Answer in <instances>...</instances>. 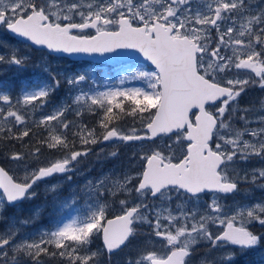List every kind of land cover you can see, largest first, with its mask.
Here are the masks:
<instances>
[{
  "label": "snow or ice",
  "instance_id": "6c2138e0",
  "mask_svg": "<svg viewBox=\"0 0 264 264\" xmlns=\"http://www.w3.org/2000/svg\"><path fill=\"white\" fill-rule=\"evenodd\" d=\"M199 3V0H197ZM193 0H96L95 3L86 5L81 0H0V26H4L14 37L26 38L35 45H44L48 49L64 53H95L111 52L114 49H138L158 69L154 72L138 71L132 75L154 80L151 83V91L132 89L130 91L108 90L89 93L79 90L75 96H71L74 105H82L90 100L91 105L104 111L101 126L106 130L102 137L104 141L118 137L123 141H140L146 138H155L160 134L172 133L176 136L175 144L188 141L182 158L173 162L174 154L165 155L159 148L150 150V154L140 157L146 161V168L138 173V176L124 173L122 178L110 179L108 175L99 178L95 184L91 181L86 185V194L89 196L87 211L84 217H76L70 223L58 224L55 231L41 233L39 242L31 241L32 234L28 238L17 237L19 231L6 230L0 234V260L4 264H19V255L23 254L33 259L35 264H40L41 253L55 256V252H48L45 244H52L61 257L68 256L70 264L79 261L80 264H89L98 256L97 252L80 254L90 243L94 233L102 234L105 250L112 254L121 246H127L130 237L137 233L132 227L134 221L149 223L154 229L155 237H161L165 241L166 251L157 255L149 252L135 261L129 260L128 264H191V256L195 246L204 241L211 244V250L216 248L239 247L241 252L259 248L264 235L254 234L245 226L246 222L257 221L264 225V204L237 205L234 215L221 219L222 206L214 198L209 205L213 216L199 215L195 212H186L177 206V215L171 210L157 208L155 213L143 202L144 198L151 195L159 198L164 203L172 199L173 191L193 195L211 190L214 193L230 194L238 189L237 180L229 177L228 172L234 163V158L239 154L241 161H247L252 155L264 157V128L239 131L230 126L232 114L237 111H251L240 109L238 98L250 83L247 79H229L227 87L216 81L218 74L226 71H236L237 76L241 70H250L264 89V8L253 7L250 0H205L203 8H192ZM214 5V6H213ZM193 11L195 15H192ZM205 14H201V12ZM79 17L80 22H74ZM237 35L233 37V27H227L224 34L219 36V44L215 49L208 51L206 30L210 27L219 29V23L237 25ZM115 30H110L112 28ZM94 29L95 35H85L84 31ZM227 37V40L225 39ZM245 39L247 43H245ZM221 45L233 49L231 56L220 55ZM261 51H256V46ZM209 56L205 60V56ZM243 55L246 58H240ZM26 57H21L18 50L11 49L8 56L0 54V64L7 63L23 67ZM48 71V69H45ZM51 75V73H49ZM90 79L86 74L68 76L66 81L74 88ZM60 81L52 76L51 82H37L29 90L25 88L23 103L31 104L35 100H44L59 87ZM6 86L0 85V101L11 105V99ZM122 97L133 105L130 113H125L122 102L117 103L116 98ZM142 97V98H141ZM221 101L215 108V114L206 109V105ZM17 103H20L18 100ZM228 121H225V113L229 110ZM119 113L135 116L139 113H149L146 121V129L150 137H142L135 134L121 135L116 128L109 129V124ZM196 108L199 114L192 112ZM67 106L57 108L51 115L46 116L41 123L48 124L51 121H59L60 128L67 130L68 123L63 122L64 112ZM155 110V111H152ZM256 111L264 112V99L260 101V108ZM79 114V113H77ZM191 114V118H190ZM11 117L17 123H24V118L17 112L0 108V120ZM240 119L247 121L244 116ZM258 123H264L261 116ZM175 130V131H174ZM5 129L0 126V134ZM11 132V129H7ZM228 133V138L221 135ZM248 134L255 139V143L242 140ZM27 130L16 138L28 136ZM220 143L213 149V136ZM91 137L92 133H88ZM82 142L89 141L81 137ZM96 143L95 139L91 140ZM47 146L53 149L66 151L61 159L51 162L48 166L39 167L31 172L25 168L22 182H16L4 168L0 167V216L5 205L14 206L15 202L35 196L30 191L33 186L44 178L54 174H64L71 171V163L77 162V158L86 156L87 152L71 151L69 141L62 135L51 134L46 141ZM224 146H230L231 151H225ZM170 150L172 145H166ZM36 149L31 155H37ZM115 156L116 153H111ZM10 159L22 161L24 154L13 153ZM264 178V170H256L252 173V182L256 178ZM138 183L133 185V181ZM242 179L247 180V175ZM59 185H52L48 190L57 191ZM115 197L117 193H123L130 197L119 201L121 215L114 219H106L108 205L102 203L103 192ZM135 192L137 203L131 200ZM6 197V198H5ZM69 198H65L62 206H67ZM131 205V206H130ZM167 212V216L163 213ZM148 215H154V221L148 220ZM237 217L240 218V226H237ZM161 218L167 221L162 228ZM188 221H193L191 227ZM226 225V229L213 235L209 231V224L216 222ZM27 224L28 221H21ZM179 225V226H177ZM170 226V227H169ZM50 237L48 241L43 236ZM68 242L67 244L65 242ZM13 253L11 260L8 253ZM208 253L201 257L199 264H212L207 260ZM235 253L224 251L218 257L221 264H231L235 260ZM256 264H264V252L258 253Z\"/></svg>",
  "mask_w": 264,
  "mask_h": 264
},
{
  "label": "rangeland",
  "instance_id": "374dc122",
  "mask_svg": "<svg viewBox=\"0 0 264 264\" xmlns=\"http://www.w3.org/2000/svg\"><path fill=\"white\" fill-rule=\"evenodd\" d=\"M95 2L96 0H81V3L84 5ZM208 2H210V0H208ZM204 3L205 0H199V3L197 0H193L192 8H203ZM250 3L253 7L259 6L264 8V0H250ZM201 14L203 15L205 13L202 11ZM192 15H195L194 11ZM74 20L80 21L79 17H75ZM242 22L244 21L238 19L237 25L235 26L230 23L218 22L220 25L218 30L215 27L208 28L205 33L208 51L210 52L212 49L216 48L217 44H219V36L224 34L227 27H233L232 35L236 37L238 25ZM225 39L227 40V37H225ZM245 43H247L246 39ZM13 48L18 50L19 56L26 57L27 59L23 67L19 68L7 63L0 64V85L6 86L7 91L5 94H8L11 99V105L0 101V108H4L5 112L8 110L17 112L18 115L24 118V123H17L11 117L7 120H0V126L5 129V131L0 134V140L7 136L10 138L12 136L18 137L20 133L25 130L28 132L31 131L32 135L37 137V140L34 148L29 150L24 149L26 153L22 161L10 159L12 154L3 155L0 153V160L4 161L5 168L17 181L22 182L25 175V168L31 172L39 167L48 166L51 162L59 160L66 155L67 153L63 149H51L47 146L46 141L50 135V130L53 135H62L66 137L69 141V149L71 151L87 152V155L78 157L77 162L71 163V171L37 183L31 190L35 192V196L26 198L24 201L16 203L14 206L5 205L3 214L0 216V234L4 233L6 230H18L20 234L17 237L18 240L20 238H28V234H32L30 242H39L41 233L55 231L58 224L70 223L74 218L78 216L82 218L86 215L89 196L86 194L85 189L89 181L95 184L99 178L108 175L111 170L120 173L118 176L109 174L111 175V177L108 175L110 179H116L117 177L122 178V165L124 170L128 171L127 173L129 175L138 176V173L142 172L144 169L142 165H139L141 164L140 161L146 162L141 160L140 157L150 154V150L153 148H159L161 151H164L165 155H168L170 152L175 156L184 154L188 142L185 140L182 144L177 145L174 143L176 136L168 137L163 135L153 141L142 142H126L117 137V141L105 142L102 137L106 134V130L101 126L104 111L91 105L90 100L82 105H74L70 98L71 96L77 95L79 90L89 93V95L95 92L117 89L121 91H130L138 88L143 91H151V83H154V80L150 81L147 78L141 77L132 79L131 77L138 71H157L155 68L139 65L138 63L103 66L91 62L73 64L64 57L50 55L46 51L36 50L27 43H20L12 39L6 28L0 26V54L7 57L10 50ZM256 51H261L259 45L256 46ZM219 54L226 57L231 56L233 54V49L230 45L228 47L221 45ZM240 58L246 57L241 55ZM208 59L209 56L206 55L205 60ZM25 66L31 68L28 69L25 68ZM5 68L15 69L14 73L17 74L18 78L8 80L6 77H3L2 74ZM45 69H48V71H45ZM23 71H28L29 79L26 78L27 80H25V78L19 76ZM49 73H51V75ZM81 74H86L90 79L81 83L76 88L67 83L66 77L73 75L79 76ZM52 76H55L56 79L60 81V84L48 97L43 98V106H41V100H35L31 104L23 103L25 88L31 90L37 82H51ZM234 78L247 79L250 81L245 91L238 98V107L240 109H251V111H237L233 113L230 126L239 131H245L246 128L248 130L264 128V123L256 122L261 116H264V112L256 111L260 108V101L264 99V89L259 86L258 82L252 83L253 80L258 81V78H256L255 74L250 70H241L238 76L236 71L233 70L232 72L226 71L223 74H218L216 81L227 85L226 81ZM18 100L20 103H17ZM116 102L123 103L125 113L131 112L133 105L130 101L122 97H117ZM65 105L68 110L64 112L63 122L69 124L67 130L60 128L59 121H51L48 124L41 123L46 116L51 115L57 108ZM219 106L220 103L209 107L210 112L215 114V108ZM231 107L232 105L230 104L229 110L225 113V121H228ZM113 113L117 115L109 124V129L115 127L117 132L121 135L131 134L133 129H135L136 135L146 133L144 128L149 113L137 112V114L133 116L119 113L116 108H113ZM241 116H244L247 121L252 122L246 124L245 120L240 119ZM9 128L11 132L7 131ZM88 133H92V136L89 137ZM221 135L228 138L227 132H222ZM81 137H84L89 142H82ZM92 139H95L96 143H92ZM242 140H247L252 143L256 142L255 139L248 134H245ZM214 141L220 143V140H218L216 136ZM166 145H172V148L168 150L165 147ZM222 148H224L225 151H231L230 146L222 145ZM36 149H39V153L37 155H31ZM111 153H116V155L112 156ZM137 165H139V167L136 173L132 171V169ZM102 167L106 169L102 170ZM230 169H235V171L230 170L228 172L229 177H237L242 183L241 190L236 195L225 196L213 193L207 196V198L203 196L189 200L177 193H173L170 202L164 203L161 199L156 198L157 200L154 202V207L149 208H151L153 212H155L157 208L161 210L168 208L173 215H177V206H180L186 212H195L197 218L199 215L213 216V213L209 209V205L215 198L222 206V214L218 213L216 215H219L221 219H226L234 215L237 205L248 206L264 204V178L257 176L256 182H252L253 171L264 170V157L252 155L247 161H241L238 154L234 158V163L230 165ZM245 175H247V180L242 179ZM132 183L133 185L137 184L136 180ZM54 184L59 185L57 191H49L48 189ZM106 192V190L103 192V199L101 202L108 205L106 213V219H108L109 217L121 213L119 205L121 198L118 194L123 193H117V195L113 197L107 195ZM0 193H2L1 190ZM132 194H134V192ZM123 196L124 199H130V197L125 194H123ZM174 196L175 199H173ZM65 198H69V203L67 206H62ZM132 202L137 203L139 201L134 199ZM143 202H145V200H143ZM163 216H167V212H164ZM148 220L154 221V217L148 216ZM21 221H28V223L21 224ZM139 223L141 226L137 225L134 228L137 234L131 237L126 244L127 246H124L114 254L109 255L106 252L102 243V234L96 233L92 235L90 243L86 248L80 250V254H90L91 252L98 253V256L90 261L89 264H128L129 260L135 261L139 259L141 255H146L149 252H156L158 256L163 254L167 250L165 241L161 237H155L154 229L149 223ZM192 223L193 221H188L189 228ZM236 224L240 225L239 217H237ZM161 226L162 228L168 226L167 221L163 218H161ZM245 226L248 227V229L254 230V234L264 235L263 231H259L262 227L264 228V225H261L257 221L246 222ZM208 227L213 235H218L226 225L219 224L217 221L216 223L209 224ZM43 239L48 241L50 237L44 235ZM262 242L264 243V240H262ZM65 243L67 244L68 242L66 241ZM42 247H47L49 253L55 252L56 255L51 256L41 253L38 258L40 264H45L42 263V259L47 258H53V264H70L67 255L64 257L59 255L62 249H56L52 244H45L42 245ZM210 249V243L200 241L193 250L191 264H199L201 257H204L206 253H208L207 260L212 262V264H221L218 257L222 256L224 251L235 253L236 258L242 253L235 251L234 247H227L225 249L216 248L209 252ZM248 251L249 250H247V252ZM261 252H264V249L259 253ZM12 256L13 253L9 252L8 259L11 260ZM18 259L19 264H35L31 257L23 254H20ZM256 260L257 258L245 263L237 260L236 264H256ZM0 264H4V261L0 260Z\"/></svg>",
  "mask_w": 264,
  "mask_h": 264
},
{
  "label": "water",
  "instance_id": "95a60500",
  "mask_svg": "<svg viewBox=\"0 0 264 264\" xmlns=\"http://www.w3.org/2000/svg\"><path fill=\"white\" fill-rule=\"evenodd\" d=\"M24 41L31 43L34 47L36 48H43V49H47L50 53L56 54V55H66L72 59H91L94 61H101V62H114V61H134V60H142L145 61L149 64L154 65L147 57H145L143 55V53H141L138 49H122V48H118V49H114L111 52H95V53H64V52H56L53 50L48 49L46 46L44 45H35L33 42L28 41L26 38H23ZM147 58V59H146ZM155 66V65H154ZM223 86V85H222ZM226 87V86H225ZM218 101H216L215 103H217ZM206 105V109H207ZM196 112V114L198 113V110L196 108L192 109V112ZM190 118H191V114H190ZM146 129V128H145ZM147 130V129H146ZM175 131V130H174ZM171 133H168L167 135H169ZM161 135V134H160ZM150 137V135L148 136ZM156 138V137H155ZM112 139V138H111ZM109 139V140H111ZM148 139H154V138H148ZM0 167L3 168L2 165H0ZM6 171V170H5ZM9 173V172H8ZM10 175V173H9ZM45 179V178H44ZM3 190V189H2ZM184 191V190H183ZM206 191H211V190H205ZM16 203V202H15ZM122 247V246H121ZM119 250V249H118ZM117 251V250H114Z\"/></svg>",
  "mask_w": 264,
  "mask_h": 264
},
{
  "label": "trees",
  "instance_id": "16d2710c",
  "mask_svg": "<svg viewBox=\"0 0 264 264\" xmlns=\"http://www.w3.org/2000/svg\"><path fill=\"white\" fill-rule=\"evenodd\" d=\"M32 130V129H31ZM17 137V136H16ZM15 136H12L11 138L7 136L6 138H2L0 140V153L3 155L6 154H13V153H21L24 154L26 153L25 150H29L34 148L36 145V140L37 137H34L32 135V132H29L28 136H25L24 138H16ZM23 147V148H22ZM254 231V230H253ZM260 232H264V228L259 230ZM264 249V243L259 246L257 249L244 251L240 252L241 254L231 262V264H236L237 260H240L241 262L245 263L247 261H253L255 258H257V255L260 251ZM45 264H53V258H47V259H42ZM75 264H80V262H75Z\"/></svg>",
  "mask_w": 264,
  "mask_h": 264
},
{
  "label": "flooded vegetation",
  "instance_id": "af4514ba",
  "mask_svg": "<svg viewBox=\"0 0 264 264\" xmlns=\"http://www.w3.org/2000/svg\"><path fill=\"white\" fill-rule=\"evenodd\" d=\"M74 22H77V23H79L80 21H78V20H74ZM113 29V28H112ZM95 33V30L94 29H87V30H85L84 31V34L85 35H93ZM11 38L12 39H14V37L13 36H11ZM212 146H213V149L215 150V144H216V142L214 141V139H213V141H212ZM183 155V154H182ZM182 155H180V156H175V158H177V159H174L173 161H178L179 160V158H182ZM179 157V158H178ZM130 160L132 161V159L130 158ZM140 163L141 164H139V165H142L144 168H145V166H146V162L144 163L143 161H140ZM139 165H137L135 168H133L132 169V171H134V172H136L137 173V171H138V167H139ZM144 170V169H143ZM132 171H130V172H132ZM122 172H123V174L124 173H127L128 171H125L124 170V167H123V165H122ZM120 173V172H119ZM119 173H116L114 176H118L119 175ZM234 175V174H233ZM110 177H111V175H109ZM121 176H123V175H121ZM233 180H237V177H235V178H232ZM237 182L239 183V181L237 180ZM136 183H138V179L136 180ZM173 193H177V194H179L180 196H183L184 198H187V199H189V200H193L194 198H196V197H203V196H205L206 198H207V196H209L210 194H213V193H203V194H199V195H195V196H191V195H188V194H186V193H184V192H182L181 190H180V192H175V191H173L172 193H171V195H173ZM106 194L107 195H109V193H108V191L106 192ZM118 196L121 198V200H124V196H123V194H118ZM134 199H136V194H135V192H134V194H132V196H131V200L133 201ZM157 199H159V198H157ZM156 198H153L151 195H148L146 198H144V200H145V204H148L149 205V207H154V205H155V200H157ZM173 199H175V196H174V198ZM131 206V205H130ZM153 213H155V212H153ZM120 214H122V213H120ZM117 215H119V214H117ZM149 217H154V215H148ZM113 217V216H112ZM110 218V217H109ZM141 226V224L139 223V222H136V221H134V223H133V225H132V227L133 228H135V226ZM163 239V238H162Z\"/></svg>",
  "mask_w": 264,
  "mask_h": 264
},
{
  "label": "bare ground",
  "instance_id": "6f19581e",
  "mask_svg": "<svg viewBox=\"0 0 264 264\" xmlns=\"http://www.w3.org/2000/svg\"><path fill=\"white\" fill-rule=\"evenodd\" d=\"M51 149H52V148H51ZM55 152H56V151H55ZM60 152H62V151H60ZM6 155H7V154H6ZM5 157H6V156H5ZM5 157H4V158H5ZM19 182H20V181H19Z\"/></svg>",
  "mask_w": 264,
  "mask_h": 264
}]
</instances>
